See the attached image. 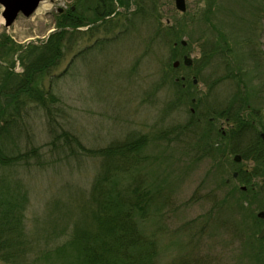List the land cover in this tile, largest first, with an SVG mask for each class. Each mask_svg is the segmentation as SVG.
I'll list each match as a JSON object with an SVG mask.
<instances>
[{"label": "rangeland", "instance_id": "374dc122", "mask_svg": "<svg viewBox=\"0 0 264 264\" xmlns=\"http://www.w3.org/2000/svg\"><path fill=\"white\" fill-rule=\"evenodd\" d=\"M185 1L184 12L174 0L116 6L108 25L80 27L65 38L58 65L38 78V88L56 98L54 113L32 109L23 116L26 131L17 148L10 144L12 153L39 151L29 166L10 168L27 191L24 225L34 252L71 237L85 217L95 178L109 168L111 188L141 202L137 228L154 246L145 264H258L250 248L264 245L258 236L264 229V162L232 152L219 133L206 146L199 138L208 119L225 134L231 122L217 114L239 90L249 93L264 140V0ZM46 3L47 10L41 5L31 17L19 15L10 28L0 25V34L18 47L40 44L57 29L52 14L73 0ZM142 5L144 18L133 14ZM158 24L175 27L176 36L158 37ZM18 54L4 63L14 62L19 73ZM230 64L238 73L227 78ZM48 118L55 133L66 130L87 150L73 153L60 139L52 144ZM139 136L148 142L128 159L98 153ZM70 245L35 264H81Z\"/></svg>", "mask_w": 264, "mask_h": 264}, {"label": "trees", "instance_id": "16d2710c", "mask_svg": "<svg viewBox=\"0 0 264 264\" xmlns=\"http://www.w3.org/2000/svg\"><path fill=\"white\" fill-rule=\"evenodd\" d=\"M116 4L126 6L129 0H73L75 8L68 6L56 12L54 21L57 29L38 45L18 47L10 36L0 34V261L5 264H35L39 258L49 257L54 251L66 252L69 244L81 264H145L154 253L153 242L146 240L137 228L135 215L137 208L142 206L140 200L111 188L109 168L95 178L91 199L82 207L85 217L76 223L71 237L52 250L34 252L24 225L27 191L21 179L13 177L10 171L19 163L29 166L31 158L39 155L37 147H28L23 152L10 151V144L17 148V138L26 131L27 124L23 116L29 115L34 108H41L47 117L54 113L53 103L56 98L49 90L38 88V78L47 75L58 65L66 47L65 38L73 32H80L78 27L93 24L88 28L91 29L108 25L111 19L106 17L113 14ZM137 13L144 18L147 15L145 6H138L133 14ZM176 33L173 26H156L158 37L176 36ZM227 49L226 45L221 52L225 55ZM18 50L22 67L19 73L14 70V62L4 63V59ZM227 67L233 69H228L227 78L233 76L231 73L237 75L238 72L231 64ZM238 82L241 84V77ZM248 95L247 91L240 93L238 90L229 99L227 106L217 114L231 122L225 134L217 131L212 120L208 119V123L201 128L203 131L199 142L206 146L207 139L219 133L221 138H226L227 145H232V152L264 162V140L253 118ZM53 122L48 118L50 133H55ZM161 135L156 136V139L162 138ZM58 139L73 153L77 149H85L76 136L66 130L55 133L52 144ZM147 142L145 136H139L134 140L109 145L98 153L108 159L121 161L136 155ZM217 143L222 146L220 139ZM250 255L258 264L264 263V245L251 247Z\"/></svg>", "mask_w": 264, "mask_h": 264}, {"label": "water", "instance_id": "95a60500", "mask_svg": "<svg viewBox=\"0 0 264 264\" xmlns=\"http://www.w3.org/2000/svg\"><path fill=\"white\" fill-rule=\"evenodd\" d=\"M44 0H0V4L3 7L2 11V17L4 19L3 25L5 27L11 26L15 18L19 13H22L24 16L28 17L32 13H34L39 5L40 2ZM175 2V7L184 12L186 10V1L185 0H174ZM182 44H185L184 41H182ZM184 63L186 65L190 64V60L185 57L184 58ZM179 64L178 61L174 62V66H177ZM194 82L196 80L194 79ZM238 160V157H236ZM261 217L264 216L263 213L259 214ZM264 236V229L261 230L259 233V237Z\"/></svg>", "mask_w": 264, "mask_h": 264}, {"label": "bare ground", "instance_id": "6f19581e", "mask_svg": "<svg viewBox=\"0 0 264 264\" xmlns=\"http://www.w3.org/2000/svg\"><path fill=\"white\" fill-rule=\"evenodd\" d=\"M49 7H50V4H48V3L42 5L43 9H48ZM1 23H2V19L0 18V25H1Z\"/></svg>", "mask_w": 264, "mask_h": 264}, {"label": "flooded vegetation", "instance_id": "af4514ba", "mask_svg": "<svg viewBox=\"0 0 264 264\" xmlns=\"http://www.w3.org/2000/svg\"><path fill=\"white\" fill-rule=\"evenodd\" d=\"M72 9H74L75 7L74 6H71Z\"/></svg>", "mask_w": 264, "mask_h": 264}]
</instances>
